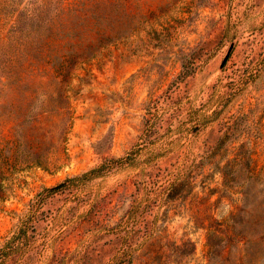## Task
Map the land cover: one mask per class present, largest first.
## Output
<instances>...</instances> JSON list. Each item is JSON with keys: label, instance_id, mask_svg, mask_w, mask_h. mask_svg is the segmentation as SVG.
Here are the masks:
<instances>
[{"label": "rangeland", "instance_id": "1", "mask_svg": "<svg viewBox=\"0 0 264 264\" xmlns=\"http://www.w3.org/2000/svg\"><path fill=\"white\" fill-rule=\"evenodd\" d=\"M263 202L264 0H0V264H210Z\"/></svg>", "mask_w": 264, "mask_h": 264}, {"label": "trees", "instance_id": "2", "mask_svg": "<svg viewBox=\"0 0 264 264\" xmlns=\"http://www.w3.org/2000/svg\"><path fill=\"white\" fill-rule=\"evenodd\" d=\"M75 28H72V55L76 54V50L81 44H84L85 33L80 34L76 32ZM88 58H82L79 60L78 65L72 68V76L74 71L78 70L80 65H85ZM59 65L61 62L59 60ZM62 69H65L62 66ZM73 78V77H72ZM60 95V94H59ZM65 93H61L62 98H66ZM65 106L56 108L58 116L71 115V121L73 117V107L70 104V97L67 98ZM72 109V113H71ZM45 112L49 110H44ZM65 126H68L67 120L64 118L61 121ZM70 128V126H69ZM124 160H118L116 163L121 164ZM31 165H40L38 160L31 162ZM235 166L240 164V158L233 161ZM11 164L9 168H13ZM94 172V171H93ZM91 172V173H93ZM88 174L82 177H76L72 179V183L76 180H80L87 177ZM176 185H173L175 187ZM244 207L240 208L236 215L225 218L219 224V228L216 230L208 231V258L210 264H264V202L260 204V214L251 217L248 220L243 219L240 215L245 209L249 208L255 211L254 203H245Z\"/></svg>", "mask_w": 264, "mask_h": 264}, {"label": "water", "instance_id": "3", "mask_svg": "<svg viewBox=\"0 0 264 264\" xmlns=\"http://www.w3.org/2000/svg\"><path fill=\"white\" fill-rule=\"evenodd\" d=\"M226 60H227V58L225 59V61H226ZM225 61L223 62V65H224Z\"/></svg>", "mask_w": 264, "mask_h": 264}]
</instances>
